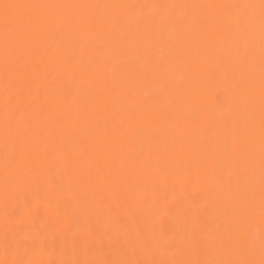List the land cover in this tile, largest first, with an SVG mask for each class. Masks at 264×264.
<instances>
[{"label":"bare ground","instance_id":"obj_1","mask_svg":"<svg viewBox=\"0 0 264 264\" xmlns=\"http://www.w3.org/2000/svg\"><path fill=\"white\" fill-rule=\"evenodd\" d=\"M3 2L200 6L260 0ZM48 11L73 22L54 31L41 25L24 69L6 71L0 44V260L229 259L214 246L210 254L194 255L189 236L195 229L211 241L226 212L242 217L249 208L244 229L259 260V19L249 71L240 62L245 45L216 9ZM233 74L254 85L252 100L234 108L228 106ZM9 96L25 115L22 142L5 136ZM13 148L35 159L22 177L24 190L10 198L4 158ZM41 190L47 202L33 219L25 206L35 207ZM90 243L94 256L85 252Z\"/></svg>","mask_w":264,"mask_h":264},{"label":"snow or ice","instance_id":"obj_2","mask_svg":"<svg viewBox=\"0 0 264 264\" xmlns=\"http://www.w3.org/2000/svg\"><path fill=\"white\" fill-rule=\"evenodd\" d=\"M124 8L129 15H133L137 10L161 9L175 10L183 8L185 10L193 7H204L216 9L221 14V19L229 25L231 31H235L238 41L243 43L247 49L246 54L241 57L242 65L251 71L254 69V59L252 50L249 47L251 41L255 39L254 26L257 18L260 23V110H261V154H262V180H261V201H260V220L262 226V235L260 240V258H255V248L250 242L249 235L244 229L247 219L251 218L252 209L246 210L245 216L234 217L226 212L225 218L217 234L211 241L206 236L197 232L195 229L191 232L188 239L189 250L197 256L207 255L215 250L221 251L231 256L229 259H189L185 261H161L154 264H264V0L259 4L255 3H233V4H212V5H52L42 3H0V44H2L5 54L6 71L11 68L24 69L26 67L25 55L29 45L39 38L40 26L43 25L48 31H54L70 25L73 21L71 17L59 18L50 13L49 9L57 8ZM258 10V17H257ZM107 19V18H106ZM184 20L189 21L192 27H195V21L189 20L188 15ZM134 74V73H132ZM232 95L228 98V106L235 107L241 100L251 101L254 97V85L251 80H243L233 74ZM16 105L15 97L9 96L5 103L4 126L6 139L13 142L21 141V128L25 130V115L21 108ZM241 135H246L248 129L242 128ZM35 157L26 151H17L13 148L6 151L4 158V168L6 171L5 187L6 192L10 193V198L15 197L17 192L25 188L22 183V177L34 161ZM60 190V189H58ZM38 195L33 202L27 204L26 214L35 219L39 208L47 202V194ZM73 199H76L74 196ZM6 214L9 209L5 207ZM7 239V236H6ZM92 239L98 240L95 234ZM11 245L6 246V252ZM171 250V248L169 249ZM16 250H14V253ZM86 255L94 256L95 249L89 244L85 249ZM0 264H42L38 259H24L22 256L13 260H0ZM72 264H130L126 259H85L83 261H73ZM136 264H143L137 261Z\"/></svg>","mask_w":264,"mask_h":264}]
</instances>
